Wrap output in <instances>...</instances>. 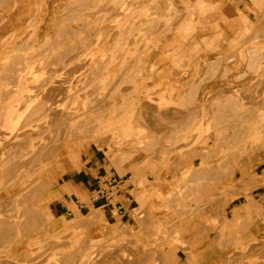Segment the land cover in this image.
Segmentation results:
<instances>
[{"label": "rangeland", "instance_id": "374dc122", "mask_svg": "<svg viewBox=\"0 0 264 264\" xmlns=\"http://www.w3.org/2000/svg\"><path fill=\"white\" fill-rule=\"evenodd\" d=\"M119 1L121 11L110 5V0H0V58L2 53L9 57L0 65V105L9 102L2 101L4 98L20 97L21 111L28 112L22 114L19 126H6L10 130L0 126V145L9 141L7 144L13 145L12 135L22 130L23 122H43V115L54 103L74 114L54 129L50 125L51 133L45 130L47 124L39 123L36 139L32 135L35 152L30 154L28 147L24 151L26 145L19 143L28 152L26 159L20 158L18 149L12 154L8 147L9 153L0 152L4 159V164L0 160V222L7 230L13 227L8 230L12 233L15 217V226H26L11 244L0 242V264H64L70 255L66 263L78 264L80 260L75 257L79 259L78 249L82 248H87L88 255L81 264H199L208 234L214 236L219 248L231 243L217 264H264V240L242 241L254 221L251 214L247 215L251 211L241 215L237 208L230 213L226 210L238 194L264 187V170L258 180L249 183L234 186L220 181L231 176L233 166L242 158L264 150V0L217 3L189 30L182 24L188 17L198 19L195 11L189 14L194 0ZM214 19L210 25L208 20ZM121 32L120 41L127 42L119 53L118 44L110 43ZM46 37H50L49 42ZM70 42L77 51L71 53L73 65L67 55L71 51L66 52L71 50L68 47L72 46L66 45ZM60 49H67V54ZM27 68L29 73H36L34 77L23 75ZM16 71L22 76L16 77ZM164 72L168 77L161 81ZM51 77L63 85L71 82L74 88L58 95L50 92L48 102L43 96L51 89L42 84ZM169 84L175 91L168 88ZM16 86L19 91L13 93ZM28 86L40 87L41 92L32 88L29 100ZM32 93L37 101L40 99L38 103ZM76 94L79 97H74ZM27 103L32 109L24 110ZM42 103L51 104L43 106L37 115L33 109ZM4 112L0 108V124ZM130 118V136L122 137L120 128ZM70 119L81 134L77 135L72 124L70 127ZM98 119L104 122L103 127L96 125ZM197 121L200 124L195 129ZM38 137L47 142L41 145L44 142H38ZM90 147L99 149L119 172L124 162L137 160L125 182L132 186L137 202L130 211L131 220L120 221L115 216L113 222L105 214L107 209L100 207L104 217L89 228L72 227L88 212H76L58 225L51 224L39 197L45 178L60 159ZM138 180L142 184L136 186ZM154 185H164V192L158 201L146 202V193ZM252 209L264 221V211L258 213L259 204ZM29 211L35 212L34 218Z\"/></svg>", "mask_w": 264, "mask_h": 264}, {"label": "crops", "instance_id": "0c3cea01", "mask_svg": "<svg viewBox=\"0 0 264 264\" xmlns=\"http://www.w3.org/2000/svg\"><path fill=\"white\" fill-rule=\"evenodd\" d=\"M222 1H227L231 5L234 0H210V2L215 3H221ZM136 161L135 158H132L124 162L120 166L119 172L106 162L99 149L91 147L60 159L49 171L48 176L45 178L46 185L40 191V202L49 222L58 225L66 218L73 217L76 212L82 214L83 212H89L90 207L99 208L104 203L103 200H92L91 193L98 185L97 179L103 177L120 178L124 183L118 194L121 209H118L116 205L113 208L108 206L106 216L113 222L116 221L115 216H118L120 221L124 219L129 222L131 220L130 211L137 207V202L133 196L132 186L125 182L131 177L132 169L138 165ZM233 167L231 176L222 178L221 182L225 180L226 184L231 183L235 186L239 182L246 181L249 183L258 180L263 175L264 150L256 152L250 157L242 158ZM153 180V177H151L150 181ZM163 186L154 185L146 193V202L149 200L158 201L164 192ZM249 198L259 204L260 211H264V187L261 185L255 186L245 193L238 194L229 202L226 210L230 213L231 210L237 208L238 212L244 215L241 205L246 203ZM250 214L254 221L243 234V243L249 242L251 239L264 240V221L256 217L254 209L251 210ZM231 216L232 214H230V218ZM211 235L208 234L203 243V248L206 251L200 258L199 264L219 263L220 259L225 257L223 256L224 250L231 245L230 243L224 248H219L214 242V236Z\"/></svg>", "mask_w": 264, "mask_h": 264}, {"label": "bare ground", "instance_id": "6f19581e", "mask_svg": "<svg viewBox=\"0 0 264 264\" xmlns=\"http://www.w3.org/2000/svg\"><path fill=\"white\" fill-rule=\"evenodd\" d=\"M110 5H116L117 6V8L119 9V11H121L122 9H123V6H122V3L119 1V0H110ZM217 5V3H215V2H210V1H206V0H194L193 1V3H192V7H193V10L189 13L190 15H192V14H194L195 12L198 14V19H195L194 18V16L196 15H194L193 16V18L194 19H192V17H188V18H186L185 19V21L183 22V24L182 25H184L186 28H184V29H190V27H192V26H194V24H196L197 22H199V19H200V17L202 18L203 17V15H204V13L208 10V9H212V8H214L215 6ZM259 9H261V8H259ZM195 11V12H194ZM260 11V10H259ZM264 15V14H263ZM193 21H195V22H193ZM215 19L214 20H212V21H209L208 20V23L210 24V25H214V23H215ZM243 22H244V25L246 24V21L243 19ZM199 24V23H198ZM188 29V30H189ZM12 33H16V30H12L11 31ZM57 34L55 33V36H56ZM121 35H122V32L121 33H119V34H117V35H115V37L113 38V40H114V43H112L113 41H111V43H110V46H115L116 45V43L118 44L117 46H115V47H118L117 49H118V52L120 53V52H122V48H124V46L126 45V42L127 41H120V37H121ZM6 38V36L1 40V42L2 41H4V39ZM49 39H50V37H49ZM48 39V37H46V39L44 38V40H49ZM57 41V40H56ZM59 41V40H58ZM57 41V42H58ZM45 41H43V43H44ZM47 42H49V41H47ZM57 42H56V44H57ZM61 42V41H60ZM59 42V43H60ZM42 43V44H43ZM45 45H47V43H44ZM49 44V43H48ZM66 44V43H65ZM71 45L72 47L70 48V46L69 45ZM78 44V43H77ZM60 45V44H59ZM67 45V47L69 48V49H71V50H68V51H66L67 53L69 52V51H71V52H69L70 54H67L66 52H65V50H67V49H65V50H63V49H60V50H62V53H63V51L67 54V55H70V57L69 58H71L72 56H71V53H74V52H72V51H76V50H73V44H72V42H70V43H67L66 44ZM65 45V46H66ZM61 46V45H60ZM59 47V46H58ZM58 47L56 48V50L58 49ZM62 47H64L63 46V44H62V46H61V48ZM66 47V48H67ZM198 47V46H197ZM65 48V47H64ZM196 48V47H195ZM75 49V48H74ZM59 50V49H58ZM113 50H114V47H113ZM113 50H111V51H113ZM77 52V51H76ZM79 52V51H78ZM114 52H115V50H114ZM52 53H53V51H52ZM60 53H61V51H60ZM54 54V53H53ZM0 55H1V53H0ZM12 55V54H11ZM10 55V56H11ZM55 55V54H54ZM62 56H63V54H62ZM63 57H65V55L63 56ZM68 57V56H67ZM7 58H9L8 57V53H2V57L0 58L1 60H2V64H0V65H4V60H6ZM53 58V57H52ZM62 58V57H61ZM66 58V57H65ZM67 59V58H66ZM65 59V60H66ZM64 60V59H63ZM70 60H72V63H73V59L71 58V59H69V62H70ZM5 62H7V60L5 61ZM32 62H34L33 60L30 62V63H32ZM61 62H62V59H61ZM264 62V61H263ZM29 63V64H30ZM66 63H67V61H66ZM66 63H64V64H66ZM71 62L69 63L70 65H73ZM251 63V62H250ZM253 63H255V62H253ZM253 63H252V66H253ZM257 63V62H256ZM260 63H262V62H260ZM260 63H258V64H260ZM63 64V65H64ZM249 64V63H248ZM263 64V63H262ZM262 64H260V65H262ZM31 65H33V63L32 64H30V66ZM259 65V66H260ZM29 66V65H28ZM30 66H29V68H30ZM75 66V65H74ZM251 66V64L249 65V67ZM263 66V65H262ZM261 67V66H260ZM0 68H2V67H0ZM29 68H27L26 70L28 71H26L25 70V73L26 74H23V73H19V72H15L16 74H15V76L17 77V76H19V74H21V76H22V74L23 75H28V74H30V77H31V75L34 77L35 76V72L33 71V73L31 74V73H29L30 72V70H28ZM247 68H248V66H247ZM264 68V67H263ZM262 68V69H263ZM20 69V68H19ZM32 69V68H31ZM76 69H78V68H76ZM21 70V69H20ZM1 72V71H0ZM22 72V71H21ZM32 72V71H31ZM42 73H43V71H41ZM160 72V71H159ZM35 73V74H34ZM74 73H75V71H74ZM34 74V75H33ZM41 74V73H40ZM81 74V72L80 73H77V75L76 76H79ZM20 76V77H21ZM40 76V75H39ZM29 77V76H28ZM37 77V76H36ZM167 77H168V73L167 72H164L162 75H160V79H161V81H163V80H166L167 79ZM39 78V77H38ZM38 78H37V80H38ZM51 79V81L50 82H48V81H45V82H47L46 84L44 83V84H42V85H47L48 84V86H46L48 89L50 88L51 89V91L50 90H48L49 92H48V95H46L45 93H43V94H45L43 97H45V99H46V97L48 98L49 97V94H53L54 95V93L55 94H60L61 92H69V91H72V89L74 88L73 87V85H72V83L71 82H68V84H66V85H63L62 83H60L59 81H56V80H52V77L50 78ZM49 79V80H50ZM40 80V79H39ZM58 82V83H57ZM41 84V83H40ZM39 85V84H38ZM160 85V84H159ZM20 86V85H19ZM19 86H16V88L15 89H13L12 90V92L13 93H15V92H17V90L19 91V89H17ZM161 86V85H160ZM33 88V87H32ZM32 88H30L29 86L27 87V94L26 95H30L31 96V92H33L35 89H36V87L34 86V88H33V91H31L32 90ZM168 88H172V89H174V91H175V87L173 86V85H171V84H169L168 85ZM39 91L41 90V88L40 87H38L37 88ZM36 89V90H37ZM44 88H42V90H43ZM86 89V88H85ZM37 90V91H38ZM45 90H47V89H45ZM82 90V89H81ZM3 92L4 91H6L5 89H3L2 90ZM36 91V94L38 93ZM44 91V90H43ZM173 91V92H174ZM1 92V91H0ZM2 92V93H3ZM41 92V91H40ZM46 92V91H45ZM51 92V93H50ZM54 92V93H53ZM85 92V91H84ZM42 94V95H43ZM51 94V95H52ZM75 94V93H74ZM80 94V93H79ZM79 94H76V95H74V97H79L78 95ZM232 94H234V93H232ZM37 95H39V94H37ZM29 96V100H30V97ZM32 96H33V93H32ZM41 96V95H40ZM34 98H35V93H34V96H33ZM32 97V99H33V101H35L36 100V98H35V100H34V98ZM36 97H38V96H36ZM73 97V98H74ZM39 98V97H38ZM54 98V97H53ZM52 99V98H51ZM76 98H74V100H75ZM9 101L6 105H0V108H3V109H5V112H4V115H3V119H2V123L0 124V126L2 125V126H7V127H9V128H11V127H16V125H18L19 126V123H20V121H21V118H22V114L25 112H22L21 111V105H20V103H21V98L20 97H16V98H14V99H9V98H4L2 101ZM28 100V101H29ZM40 99H38V101H39ZM41 100H42V98H41ZM46 100H48V99H46ZM37 101V100H36ZM38 101H37V103H38ZM50 101V99L48 100V102ZM52 101H54V100H52ZM28 103H30L31 104V102H28ZM27 103V104H28ZM33 104H35L36 102H32ZM40 103V102H39ZM45 103V102H44ZM54 103V102H53ZM52 103V104H53ZM25 104L24 106H22V107H24V110H26V108L28 109V108H30V107H28V106H30V104ZM43 104V103H42ZM51 104V103H50ZM50 104H43L42 106H40V104L39 105H37V107L38 106H40L39 108H36V109H33V112L34 111H36L35 113L38 115L40 112H42V110H43V106H50ZM56 103H54L53 105L54 106H50L48 109V113L46 112L44 115H43V119L44 120H42L43 122H39V123H41V124H43L44 126L47 124V129H45V128H42V129H45L46 130V132L47 133H51V132H49V131H51V130H48V129H50L51 128V126L50 125H52V128L54 127V126H59V124H62L63 122L62 121H64V119L66 118H69V117H71L72 115H74V114H72L71 115V113H68L66 110H64L60 105L59 106H57V105H55ZM32 107V106H31ZM35 107H36V105H35ZM35 107H33V108H35ZM30 109H32V108H30ZM84 108H82V110H83ZM86 109H88V108H86ZM86 109H84V110H86ZM262 109V108H261ZM29 110V109H28ZM40 112H39V111ZM260 110V109H259ZM27 112V111H26ZM26 112L23 114V116L26 114ZM31 112L32 111H30V115L31 116H29V117H33L32 115H33V112H32V114H31ZM39 112V113H38ZM44 112V111H43ZM28 113V112H27ZM83 113H84V111H83ZM83 113L81 114L82 116H83ZM89 113H90V111H89ZM86 114V113H85ZM88 114V113H87ZM29 114H27V116H28ZM87 116L88 115H86V119H87ZM1 117V116H0ZM26 117V116H25ZM24 117V118H25ZM133 117H135V115H133ZM23 118V119H24ZM83 119H84V117H82ZM82 118H80V117H78V119L79 120H81ZM82 119V120H83ZM25 120V119H24ZM71 120L73 121V119H70V122L68 123L69 125L70 124H72L73 125V122L71 123ZM78 120V121H79ZM81 120V121H82ZM102 119H98V120H96V121H100V123H97L96 122V125H98V124H101V126L103 125L102 123H104V122H102L101 121ZM26 121H27V119H26ZM74 121H77L76 119H74ZM80 121V123H82ZM84 121H86L87 122V120H85L84 119ZM86 122H84V123H86ZM102 122V123H101ZM37 122L35 121L34 122V124H27V123H25V122H23V125H21L20 127V132L19 133H17V134H14V135H12V144H10V145H12V146H9L8 144L10 143V141H9V143L7 144L6 142H5V144L7 145H5V144H1L0 145V152L3 150V152H5V150H6V152L7 153H9V150L12 148L13 150H10V153L12 154V152L11 151H15L16 149H18L19 150V156H20V158H22L23 160L24 159H26V155L28 154V152L30 153V154H33V151H34V147L35 146H33V145H35V143H36V140H33L34 138L32 137V135H34L35 133L37 134V133H39V128H38V124L39 123H37ZM67 123V122H66ZM4 124V125H3ZM21 124V123H20ZM40 124V125H41ZM48 124H49V126H48ZM199 121H197L196 123H194V128L195 129H198V127H199ZM42 125V126H43ZM132 121H131V118L129 119V120H127V122L120 128V131H121V136L122 137H129L130 135V132L132 131ZM1 126V127H2ZM74 126H76V124L75 125H73V128L77 131V135H79V133L80 132H78V131H81L80 129L78 130V128H75ZM100 125H99V127H101ZM6 127V129H9V128H7ZM69 127V126H68ZM70 127H71V125H70ZM69 127V128H70ZM103 127V126H102ZM18 128V127H17ZM51 128V129H52ZM55 128V127H54ZM53 128V129H54ZM64 128V127H63ZM73 128L71 129L70 128V130H73ZM253 128H255V127H253ZM1 129V128H0ZM52 129V130H53ZM61 129V128H60ZM66 129V128H65ZM258 130V127L257 128H255V130ZM10 130V129H9ZM14 130V129H13ZM59 130V129H58ZM12 131V130H11ZM57 131V130H56ZM65 131V130H64ZM69 131V130H68ZM18 132V131H17ZM42 132V131H41ZM45 132V133H46ZM73 132H75V131H73ZM73 132H71V133H73ZM82 132V131H81ZM253 132V131H252ZM260 132V131H259ZM13 133H15V132H13ZM65 133V132H64ZM69 133V132H68ZM251 133V132H250ZM249 133V134H250ZM254 134H257L256 132H253ZM8 134V133H7ZM44 134V133H43ZM81 134V133H80ZM114 134L115 133H113V136H114ZM252 134V133H251ZM38 135V134H37ZM42 135V134H41ZM40 135V136H41ZM66 135V134H65ZM74 135V134H73ZM3 136V135H2ZM45 136L46 135H44L43 137L45 138ZM51 136V135H50ZM57 136H59V135H57ZM62 136H64V134L62 135ZM68 136V135H67ZM71 136V135H70ZM75 136H76V134H75ZM75 136H73V137H75ZM113 136H111V137H113ZM34 137H35V139H36V137L37 136H35L34 135ZM72 137V138H73ZM79 136H77V138H78ZM4 138V137H3ZM5 138H7V137H5ZM44 138H42V139H44ZM52 138V137H51ZM60 138V137H59ZM11 139V138H10ZM38 139V142H40L41 140H40V138L38 137L37 138ZM46 139V138H45ZM48 139V138H47ZM6 140V139H5ZM4 140V141H5ZM22 140H24L23 142H22ZM27 140V141H26ZM33 140V141H32ZM3 141V140H2ZM26 141V142H25ZM35 141V142H34ZM56 141V140H55ZM66 141H68V140H66ZM27 143L28 142V144H25V143ZM32 142H34V143H32ZM41 142H44V140H42ZM45 142H47V140H45ZM45 142L44 143H41V145L42 144H45ZM49 142V141H48ZM61 142V141H60ZM19 143H23L22 145L24 146V145H26L25 147H23L24 149V151H27L28 150V152H24L23 150H22V147H21V144L19 145ZM3 145V146H2ZM38 145H39V143H38ZM37 145V146H38ZM54 145V144H53ZM59 145V144H58ZM36 146V147H37ZM55 146V145H54ZM6 147H8V151H7V149H6ZM26 147H28L27 148V150H25V148ZM39 148H40V146H38ZM56 147H58V146H56ZM5 148V149H4ZM38 149V148H37ZM56 149V148H55ZM57 150V149H56ZM37 151V150H36ZM44 151V150H43ZM50 151H51V149H50ZM54 151V150H53ZM18 152V151H17ZM35 152V151H34ZM48 152V151H47ZM47 152H45V153H47ZM55 152V151H54ZM53 152V153H54ZM7 153H4L3 155L5 156V154H7ZM41 153H42V151H41ZM40 153V154H41ZM39 154V153H38ZM50 154V153H49ZM0 155H2V154H0ZM10 155V154H9ZM6 156H8V155H6ZM41 156V155H40ZM44 156V155H43ZM12 157V156H11ZM14 157V156H13ZM35 157L37 158L38 156H36L35 155ZM1 158V157H0ZM19 158V157H18ZM7 159V158H6ZM5 159V160H6ZM11 159V158H10ZM16 159V158H15ZM43 159H45V158H43ZM1 160V162H2V160H4V159H0ZM9 160V159H8ZM35 160V159H34ZM22 161V160H21ZM20 161V162H21ZM42 161V160H41ZM7 162V161H6ZM5 162V163H6ZM29 162V161H28ZM27 161H26V163H28ZM34 162V161H33ZM32 162V163H33ZM3 163V162H2ZM9 163V162H8ZM15 163V167H16V162H14ZM4 164V163H3ZM12 164V163H11ZM10 164V165H11ZM18 164V163H17ZM20 164V163H19ZM3 166V165H2ZM8 166V165H7ZM13 166V165H12ZM11 166V167H12ZM18 166V165H17ZM25 166V165H24ZM28 166V165H27ZM26 166V167H27ZM22 167V165L20 166V168ZM30 167V166H29ZM13 168V167H12ZM23 168V167H22ZM4 169V168H3ZM11 169V168H10ZM15 169V168H14ZM13 169V170H14ZM207 169V168H206ZM0 170H1V167H0ZM13 170H11V171H13ZM20 170V169H19ZM24 170V169H23ZM213 170V169H212ZM4 171V170H3ZM2 171V172H3ZM5 171H6V169H5ZM21 171H22V169H21ZM205 171V170H204ZM203 171V172H204ZM208 171V170H207ZM209 172V171H208ZM13 173H14V171H13ZM12 173V174H13ZM20 173V172H19ZM23 173H25V170L22 172V174ZM1 174V173H0ZM4 178H5V176H4ZM8 178V177H7ZM1 179H2V177H1ZM5 180V179H4ZM14 181V180H13ZM135 182H137V185L136 186H138V184H140L141 182H140V180H138V181H135ZM138 182H140V183H138ZM4 183V182H3ZM142 184V183H141ZM3 186V185H2ZM140 186V185H139ZM142 186V185H141ZM6 187H8V186H6ZM42 187V186H41ZM40 187V188H41ZM34 189H35V187H33ZM38 188V187H37ZM36 188V189H37ZM204 188H205V186H204ZM7 189V188H6ZM35 189V190H36ZM42 189V188H41ZM28 190H29V188H28ZM38 190V189H37ZM36 190V191H37ZM32 191H30V193H31ZM35 192V191H34ZM39 192H40V190H39ZM29 193V194H30ZM37 193V192H36ZM21 194H23V193H21ZM28 195V194H27ZM27 195L25 196V197H27ZM21 196V195H20ZM30 196H32V195H30ZM29 196V197H30ZM36 196H38V195H36ZM19 197V196H18ZM40 197V196H39ZM37 198V197H36ZM16 199H18V198H16ZM27 199V198H26ZM14 200V199H13ZM13 200H12V202H13ZM24 200V199H23ZM35 200V199H34ZM11 201V200H10ZM23 202H25V201H23ZM13 203H16V201L15 202H13ZM3 204H5V203H3ZM2 204V205H3ZM30 204V203H29ZM10 205H12V204H10ZM16 205V204H15ZM27 206H28V204H26ZM187 205V204H186ZM13 206V205H12ZM16 206H18V205H16ZM20 206V205H19ZM23 206H25V204L23 205ZM256 206V202H254V200H252L251 198H249L248 199V201L246 202V203H244V204H242L241 205V209L243 210V211H245V212H250L251 210H252V208L253 207H255ZM3 207V206H2ZM31 207H32V205H31ZM30 207V208H31ZM15 208V207H14ZM10 209V208H9ZM13 208L11 207V210H12ZM15 209H17V207L15 208ZM20 209V208H19ZM26 209V208H25ZM3 211H4V209H2ZM23 210V209H22ZM28 210V209H27ZM2 211V212H3ZM13 211V210H12ZM17 211H18V209H17ZM259 212L258 213H260V210H258ZM8 212V211H7ZM6 212V213H7ZM19 212V211H18ZM30 212V211H29ZM0 213H1V211H0ZM16 213V212H15ZM25 213H27L28 214V211L27 212H25ZM35 213V212H34ZM34 213L33 214H31V212H30V217H33L32 215H34ZM78 213V212H77ZM257 213V214H258ZM262 213V212H261ZM4 214V213H3ZM2 214V215H3ZM27 214L25 215L27 218H28V216H29V214H28V216H27ZM240 214V213H239ZM250 213H247V215H249ZM12 215V217H13V213L11 214ZM16 215V214H15ZM81 215V214H80ZM38 216V215H37ZM82 217H83V220L82 221H76V223L75 224H73L72 225V227L73 228H89V227H91L92 225H94L97 221H99L101 218H103L104 217V215L102 214V211L100 210V207L99 208H90V211L86 214V215H81ZM238 216H240V215H238ZM257 216V215H256ZM258 216H260V214L258 215ZM10 217V216H9ZM17 217H19L18 215H17ZM24 217V216H23ZM34 217H35V215H34ZM33 217V218H34ZM140 217V216H139ZM263 217V216H262ZM1 218V217H0ZM3 218V217H2ZM11 218V217H10ZM138 218V217H137ZM4 219V218H3ZM12 219V218H11ZM21 219H23V218H21ZM25 219V218H24ZM29 219V218H28ZM32 219V218H31ZM36 219V221H38L37 220V218H35ZM34 219V220H35ZM264 219V218H263ZM15 220H16V217H15ZM14 220V221H15ZM27 220V219H26ZM42 220V219H41ZM1 221H2V219H1ZM4 221V220H3ZM13 221V220H12ZM13 221V223H16V221L14 222ZM19 221H21V220H19ZM18 221V222H19ZM40 221V220H39ZM24 222V221H23ZM27 223H26V225H28L29 223V220L28 221H26ZM12 223V225H14V227H15V229H14V231H13V233L12 232H10V231H8L9 229H11L12 230V228H10V226H9V229L7 230V228L8 227H4V225H5V223H3V222H0V242H2V243H5V244H11V242H13L14 240H16V239H19V237H21V231L24 229V228H26V226H24V228L22 227V229H20V228H18L17 226H15L16 224H13ZM22 222H20V224H21ZM31 224V223H30ZM17 225H18V223H17ZM25 225V224H24ZM6 226H8V224H6ZM23 226V225H22ZM32 226V225H31ZM28 229H29V227H28ZM25 230V229H24ZM26 231H28V230H26ZM10 232V233H9ZM98 232V231H97ZM26 233H28V232H26ZM20 235V236H19ZM25 235V234H24ZM1 244V243H0ZM2 246V245H1ZM3 246H4V244H3ZM4 247H7V245L6 246H4ZM79 248V247H78ZM157 248V247H156ZM158 249V248H157ZM78 250H80L78 253V256H79V259L78 258H76L75 257V259H77V260H80L79 262H78V264L80 263H82L83 261L82 260H84L85 259V257L88 255V252H87V248H82V249H78ZM77 252L76 251H74V254H75V256H77L76 254H77ZM68 256V255H67ZM70 256H72V255H70ZM70 256H69V258H70ZM77 256V257H78ZM66 257V256H65ZM69 258H67V259H69ZM74 258V257H73ZM67 259L66 260H64V261H66L67 263H68V261H67ZM71 261V260H70ZM65 262V263H66ZM3 263H5V262H3ZM3 263H1V264H3ZM64 263V264H65ZM66 263V264H67ZM73 263H76V261H74ZM8 264V263H7ZM30 264V263H29Z\"/></svg>", "mask_w": 264, "mask_h": 264}, {"label": "built area", "instance_id": "2783aa9c", "mask_svg": "<svg viewBox=\"0 0 264 264\" xmlns=\"http://www.w3.org/2000/svg\"><path fill=\"white\" fill-rule=\"evenodd\" d=\"M97 187L91 193V199L94 201L103 200V204L100 207L113 208L114 205L117 206L118 209H121L118 194L120 189L124 186V183L120 178L114 177H103L102 179H97Z\"/></svg>", "mask_w": 264, "mask_h": 264}]
</instances>
